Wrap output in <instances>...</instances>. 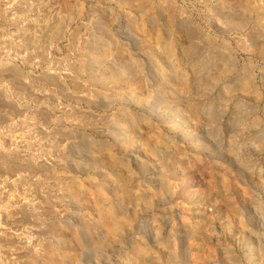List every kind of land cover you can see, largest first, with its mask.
Here are the masks:
<instances>
[{"label":"rangeland","instance_id":"1","mask_svg":"<svg viewBox=\"0 0 264 264\" xmlns=\"http://www.w3.org/2000/svg\"><path fill=\"white\" fill-rule=\"evenodd\" d=\"M251 1L239 31L217 0H0V264H139L137 247L147 264H264ZM227 50L236 71L256 63L260 99L219 79Z\"/></svg>","mask_w":264,"mask_h":264},{"label":"bare ground","instance_id":"2","mask_svg":"<svg viewBox=\"0 0 264 264\" xmlns=\"http://www.w3.org/2000/svg\"><path fill=\"white\" fill-rule=\"evenodd\" d=\"M212 1V0H211ZM228 1L227 0H217V4H216V6H215V8H216V12H221V15H223L225 18L227 17V18H229L230 19V21L232 20L233 21V23H232V21H231V25L234 27V28H236V29H238L239 31L240 30H242L243 29V27L244 26H246L244 23L246 22L245 21V18L247 17L246 15L248 14V12L250 11L249 10V8H251V7H253V6H251L250 4H252V1L251 0H238V1H236L237 3L234 5V7H231V8H226L227 7V3ZM230 5V4H229ZM255 6V5H254ZM254 8V7H253ZM231 9V10H230ZM252 9V8H251ZM256 9V8H255ZM260 9V8H259ZM258 10V9H257ZM253 12H255V11H253ZM219 14V13H218ZM242 14V15H241ZM250 14V13H249ZM257 15V14H256ZM252 16V15H251ZM249 17V16H248ZM251 19V18H250ZM256 30V29H255ZM254 30V32H257V31H255ZM259 34V33H258ZM257 34V35H258ZM261 35V34H260ZM259 36V35H258ZM261 37V36H260ZM264 36H262L261 38H263ZM257 38V37H256ZM211 42V41H210ZM262 42V41H261ZM260 42V40H259V38L255 41V43L256 44H254L253 43V45H255L254 47H255V49L254 50H256V52L259 54V57L260 58H262L263 60H264V44H263V42H262V45L259 47V44L261 43ZM258 43V44H257ZM172 44V43H171ZM212 44V43H211ZM228 45V44H227ZM225 47H226V45H225ZM225 47H223V49L225 48ZM227 48H229V47H227ZM226 48V49H227ZM260 48V49H259ZM170 49V48H169ZM172 49V48H171ZM219 49V48H218ZM230 49V48H229ZM170 52V51H169ZM168 52V53H169ZM173 52V51H172ZM223 52V51H222ZM171 53V52H170ZM227 53H228V50H227ZM230 53V52H229ZM226 54V55H224L223 56V53L221 54L220 52H218V53H216V55H215V61H216V63L218 64V65H220L221 66V71H220V73L221 74H219V79L220 80H223L224 82H227V81H231L232 83H234V85H232L231 84V82H230V84L231 85H225L226 86V88L228 89V88H230V89H232V88H235V89H237V90H239L240 92H243V93H249L250 95H252V97L253 98H255V99H260L261 97V93L259 92V90L257 89V87H258V85H257V77H256V73H255V68H256V63H251L250 65L251 66H249L248 65V67H247V65H246V63L244 64V65H242L241 66V69H240V71H236V68L238 67V66H240V61H239V59L238 58H236V57H234L233 58V53L232 54ZM166 55H168L167 53H165ZM233 59H235V60H233ZM250 63V62H249ZM201 64V63H200ZM203 65V64H202ZM205 65H206V63H205ZM251 67V69H252V73H247V70H248V68H250ZM220 69V68H219ZM250 70V69H249ZM199 73V72H198ZM236 74V75H235ZM218 76V75H217ZM234 76V77H233ZM231 79H230V78ZM177 78V77H176ZM180 78V77H179ZM185 78V77H184ZM218 78V77H217ZM201 79V78H200ZM184 79H182V81H183ZM219 80V81H220ZM176 81H178V80H176ZM181 80H179V82H180ZM181 81V82H182ZM185 81V80H184ZM186 82V81H185ZM184 82V83H185ZM183 83V82H182ZM193 83H195V82H193ZM199 83V82H198ZM263 84H264V82H262ZM225 84V83H224ZM178 85V84H177ZM181 85V84H180ZM185 85V84H184ZM190 86V85H189ZM197 86V85H196ZM234 86V87H233ZM225 88V89H226ZM226 89V90H227ZM239 100V99H238ZM259 101V100H258ZM243 103V102H242ZM242 103H241V105H240V102H238V106H244V105H242ZM241 108V107H240ZM257 120V118H255V120H254V122ZM135 128V127H134ZM148 139H150V137L148 138ZM161 145V144H160ZM159 146V145H158ZM158 151V150H157ZM160 151V150H159ZM156 153V152H155ZM13 159V158H12ZM112 164V163H111ZM115 165V164H114ZM171 174V173H170ZM116 175V174H115ZM173 175V174H172ZM118 176V175H117ZM119 178V177H118ZM126 179V178H125ZM167 179V178H166ZM163 181V180H162ZM128 183V182H127ZM168 183V182H167ZM130 184V183H129ZM120 185H121V182H120ZM126 185V184H125ZM128 187V186H127ZM163 187V186H162ZM164 188H166V187H164ZM121 190H122V187H121ZM124 190V189H123ZM126 193H127V191H125ZM133 193V192H132ZM131 194V193H130ZM144 194V193H143ZM126 195V194H125ZM124 196V195H123ZM145 196V195H144ZM107 199V198H106ZM146 199H148L147 198V196H146ZM101 201H99V202H102V200L103 201H105V198H101L100 199ZM106 202V201H105ZM110 202V201H109ZM110 207V206H109ZM102 209V208H101ZM105 209V208H104ZM116 215H117V213H116ZM116 215L114 214V209L112 210V207H111V209H107V210H103V212L101 213V218H102V220L104 221V224H105V226H106V230L108 229L111 233H120V231H121V233L123 232V228H125L126 229V225H128V224H126L125 225V223H127L125 220H124V218L123 219H120V218H118V217H116ZM119 215V214H118ZM127 231V230H126ZM110 233V234H111ZM118 235V234H117ZM118 237V236H117ZM121 237V236H120ZM114 238H116V237H114ZM136 248V247H135ZM137 250H136V252H137V256H138V258L140 259V261H138L139 262V264L141 263V264H145L146 262H147V260H146V254L148 253L146 250H145V248H142V247H137L136 248ZM147 252V253H146ZM49 257H50V259H51V261L53 260V261H57V260H55L54 258V256L51 254V256H50V254H49ZM163 257V256H162ZM66 258V257H65ZM137 258V257H136ZM174 259V258H173ZM149 261V260H148ZM153 261V260H152ZM166 261H168V260H166ZM60 262L61 261H59V264H60ZM171 262H172V260H171ZM58 263V262H57ZM148 263V262H147ZM146 263V264H147ZM167 263V262H166ZM56 264V263H55Z\"/></svg>","mask_w":264,"mask_h":264}]
</instances>
